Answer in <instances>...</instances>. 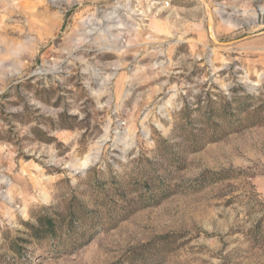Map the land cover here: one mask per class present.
Segmentation results:
<instances>
[{
	"label": "rangeland",
	"instance_id": "374dc122",
	"mask_svg": "<svg viewBox=\"0 0 264 264\" xmlns=\"http://www.w3.org/2000/svg\"><path fill=\"white\" fill-rule=\"evenodd\" d=\"M0 264H264V0H0Z\"/></svg>",
	"mask_w": 264,
	"mask_h": 264
},
{
	"label": "bare ground",
	"instance_id": "6f19581e",
	"mask_svg": "<svg viewBox=\"0 0 264 264\" xmlns=\"http://www.w3.org/2000/svg\"><path fill=\"white\" fill-rule=\"evenodd\" d=\"M81 166H82V167H86V166H87V162L82 163ZM43 194H44V193H43ZM42 198H43L44 201H48V198H49V197H48V195L44 194V195L42 196Z\"/></svg>",
	"mask_w": 264,
	"mask_h": 264
},
{
	"label": "water",
	"instance_id": "95a60500",
	"mask_svg": "<svg viewBox=\"0 0 264 264\" xmlns=\"http://www.w3.org/2000/svg\"><path fill=\"white\" fill-rule=\"evenodd\" d=\"M84 171V169L82 170V172Z\"/></svg>",
	"mask_w": 264,
	"mask_h": 264
},
{
	"label": "trees",
	"instance_id": "16d2710c",
	"mask_svg": "<svg viewBox=\"0 0 264 264\" xmlns=\"http://www.w3.org/2000/svg\"><path fill=\"white\" fill-rule=\"evenodd\" d=\"M50 224V223H49Z\"/></svg>",
	"mask_w": 264,
	"mask_h": 264
}]
</instances>
